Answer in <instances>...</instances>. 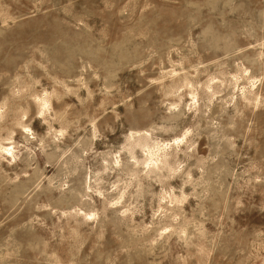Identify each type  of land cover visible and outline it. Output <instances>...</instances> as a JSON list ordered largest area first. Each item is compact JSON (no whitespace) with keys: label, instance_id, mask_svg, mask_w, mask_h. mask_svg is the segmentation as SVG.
I'll list each match as a JSON object with an SVG mask.
<instances>
[{"label":"rangeland","instance_id":"1","mask_svg":"<svg viewBox=\"0 0 264 264\" xmlns=\"http://www.w3.org/2000/svg\"><path fill=\"white\" fill-rule=\"evenodd\" d=\"M0 264H264V0H0Z\"/></svg>","mask_w":264,"mask_h":264}]
</instances>
